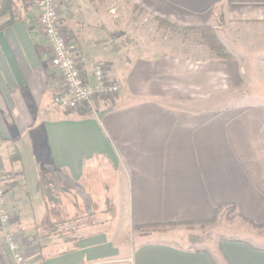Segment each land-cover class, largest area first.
Segmentation results:
<instances>
[{"label":"crops","instance_id":"obj_1","mask_svg":"<svg viewBox=\"0 0 264 264\" xmlns=\"http://www.w3.org/2000/svg\"><path fill=\"white\" fill-rule=\"evenodd\" d=\"M126 1L177 24L215 23L232 58H139L106 38L104 0H65L61 21L83 76L92 80L93 64L105 62L120 89L64 110L52 101L59 73L36 26L38 9L20 7V19L0 29V160L28 263L264 264V245L244 239L208 251L138 231L210 221L223 203L264 223V105L220 109L212 99L246 75L227 46L230 31L242 34L247 52L264 54V0ZM99 163L114 173L112 212L51 213L49 205L61 207L58 185L85 183Z\"/></svg>","mask_w":264,"mask_h":264},{"label":"rangeland","instance_id":"obj_2","mask_svg":"<svg viewBox=\"0 0 264 264\" xmlns=\"http://www.w3.org/2000/svg\"><path fill=\"white\" fill-rule=\"evenodd\" d=\"M103 4V10L101 9L99 14L102 17L100 24L102 23L104 26L106 38H111L112 41L116 40L118 45L122 46L123 51H132L139 58H155L167 53L186 58H205L211 57L212 55L204 44L198 42L197 34L194 31L183 28L190 25H182L170 21V23L176 24L177 26L167 25L157 20L158 17L147 14L126 0H104ZM61 6L58 12V18L62 25ZM38 15L39 11L36 13V26L39 29L37 25ZM209 25L214 28L216 24L212 23ZM214 30L216 31L215 28ZM104 31H100L102 36L98 40L105 37ZM40 32L45 41L41 30ZM219 34L222 37L223 34L221 32ZM219 34L217 33L218 37ZM247 41L250 42L251 39ZM228 43L229 45L227 46L234 53V57L236 59L242 58L241 62L246 75L241 79V87H238L232 92L229 90L228 92L217 93L216 96H213V101L218 103L220 109L233 104L237 107L251 104L264 105V54L257 53V50L255 53L247 52L248 50L245 48H248V45L244 46L242 44L243 38L240 33L237 34L236 32L230 31ZM252 47L254 49H262L256 43ZM243 53L246 54L244 55ZM102 63L106 69V63ZM58 78L61 80L60 75H58ZM82 107L87 108L85 106ZM38 154L40 155L41 162H44L41 165L44 171L48 164L39 150ZM29 159L26 155L24 159L25 166L29 167L31 165ZM46 173L47 171L43 172L44 175ZM113 177L114 173H112L111 169L105 164L99 163L98 166L95 164L91 168V173L85 183L67 185V181H62L64 185H58L60 188L58 202L61 207L49 205L51 213L57 214L59 212L57 209H62L65 212L70 211V213L73 211L74 213L80 212V214L88 213L90 210L99 211L108 209L110 205L106 201L109 199V202H113L114 189L113 185H110ZM108 212L110 214L112 211L109 210ZM12 214L13 225L15 216L14 213ZM138 231L154 232L151 238L164 240L188 248L206 249L208 251H214L218 243L225 238L244 239L259 245H264V227H254L248 224L241 217L235 216L232 209L230 210L228 207H223L219 211L217 218L208 223L178 224L157 227L154 230L143 228ZM128 238L131 242H135L137 233L133 232L130 236L128 235ZM4 248L0 234V259L3 258L10 264V256Z\"/></svg>","mask_w":264,"mask_h":264},{"label":"built area","instance_id":"obj_3","mask_svg":"<svg viewBox=\"0 0 264 264\" xmlns=\"http://www.w3.org/2000/svg\"><path fill=\"white\" fill-rule=\"evenodd\" d=\"M28 7L39 11L37 25L42 31L51 53V65L59 72L60 83L52 95L53 103L64 110L90 107L95 97L114 96L119 84L111 79L102 62L92 68V80L86 79L73 56L74 46L69 35L60 24L58 12L63 0H22ZM10 186L5 178L0 160V234L10 264H29L21 248L18 235L12 226V210L9 206Z\"/></svg>","mask_w":264,"mask_h":264},{"label":"trees","instance_id":"obj_4","mask_svg":"<svg viewBox=\"0 0 264 264\" xmlns=\"http://www.w3.org/2000/svg\"><path fill=\"white\" fill-rule=\"evenodd\" d=\"M24 2L22 0H0V18L5 16V20L0 23V29L11 24L12 22L20 19V7H23ZM162 23H165L167 25L177 26L176 24L170 23L167 20L159 19ZM185 30L194 31L197 34L198 42L201 44H204L209 51L211 52V56L219 59L228 60L232 58V55L227 50L224 43L220 40V38L217 35V32L214 30V28L209 24H204L200 26H186L183 27ZM223 207H228L230 210L232 209L233 214L235 216L241 217L244 221H246L248 224L256 227H264L263 224H257L251 221L250 219L242 217L237 211L236 207L232 203H223L215 207V215L214 218L210 221L202 222L201 224L208 223L213 221L217 218L219 211ZM176 224H192L191 222H180ZM196 224V223H193ZM200 224V223H197Z\"/></svg>","mask_w":264,"mask_h":264}]
</instances>
